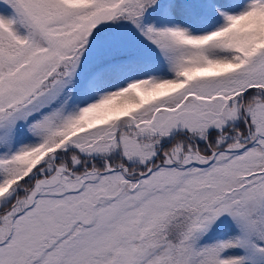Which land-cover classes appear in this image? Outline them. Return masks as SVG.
<instances>
[{
    "label": "snow or ice",
    "instance_id": "snow-or-ice-1",
    "mask_svg": "<svg viewBox=\"0 0 264 264\" xmlns=\"http://www.w3.org/2000/svg\"><path fill=\"white\" fill-rule=\"evenodd\" d=\"M0 264H264V0H0Z\"/></svg>",
    "mask_w": 264,
    "mask_h": 264
}]
</instances>
